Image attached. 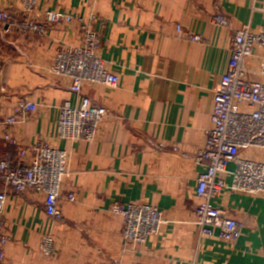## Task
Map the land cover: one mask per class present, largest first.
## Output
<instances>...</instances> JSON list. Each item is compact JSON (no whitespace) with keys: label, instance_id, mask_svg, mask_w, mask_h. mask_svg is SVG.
I'll return each mask as SVG.
<instances>
[{"label":"crops","instance_id":"1","mask_svg":"<svg viewBox=\"0 0 264 264\" xmlns=\"http://www.w3.org/2000/svg\"><path fill=\"white\" fill-rule=\"evenodd\" d=\"M1 5L14 18L23 16L20 0ZM53 11L95 18L99 55L120 84L83 87L95 106L108 111L93 142L59 140V106L76 96L70 79L48 69L59 50L80 44V25H53L38 36L5 33L0 22V116L10 115L20 100L38 105L25 123L8 130L13 144L5 143L0 129V157L46 140L68 152L63 192L76 195L74 203L62 202L64 221L58 222L46 215L42 196L12 192L5 264H264V194L226 189L214 199L242 226L236 243L220 240L217 229L205 236L194 224L197 177L204 171L196 158L232 38L243 25L260 32L264 0H40L33 17L45 21ZM216 16L226 17L229 26H217ZM260 62L255 56L249 65L258 69ZM245 154L264 159V150ZM133 202L157 207L165 223L158 237L123 251L122 219L110 209ZM44 235L55 240L49 257L39 250Z\"/></svg>","mask_w":264,"mask_h":264},{"label":"built area","instance_id":"2","mask_svg":"<svg viewBox=\"0 0 264 264\" xmlns=\"http://www.w3.org/2000/svg\"><path fill=\"white\" fill-rule=\"evenodd\" d=\"M1 1L0 22L5 33L16 30L23 35L43 36L53 25L71 26L75 22L80 25V44L59 50L48 71L70 79L71 92L76 96L75 101H64L59 106L58 139L93 142L108 117V111L102 106H95L83 94V87L90 84L116 89L120 84V77L108 70L99 55L101 37L93 28L95 18L73 17L53 11L46 15L45 21H38L33 12L40 0H20L23 16L14 18L2 7ZM214 22L223 28L230 24L224 16H216ZM259 31L254 32L249 25H243L232 38L227 73L221 78L214 97L210 127L205 132V146L196 158V164L203 166L204 171L197 177L196 197L199 203L194 211V224L203 235L210 237L217 229L220 240L232 243L241 237L242 226L226 210L216 206L214 199L226 189L251 196L264 194V159L255 161L245 154L251 149L264 150V27ZM190 39L201 41L197 35H192ZM255 56L261 61L258 69L249 65ZM37 110V104L20 100L14 104L10 115L0 116L5 143H14L8 130L25 123L29 115ZM158 146L162 147L161 144ZM174 151L177 149L174 148ZM68 164V152L53 148L46 140L19 146L14 152L0 157V264H5V246L11 241L6 230L10 194L42 196L46 215L63 222L62 202L76 201L74 192H63ZM230 165L234 166L232 170ZM228 177L231 178L230 185L226 182ZM110 212L122 219L123 251L136 249L149 239L158 237L165 223L163 213L147 203H115ZM54 247V238L44 235L39 245L42 254L51 256ZM107 264H121V261L114 259Z\"/></svg>","mask_w":264,"mask_h":264}]
</instances>
